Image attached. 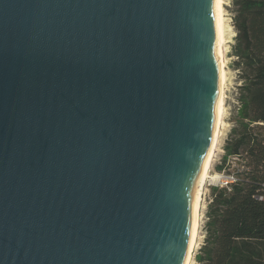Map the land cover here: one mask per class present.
Returning a JSON list of instances; mask_svg holds the SVG:
<instances>
[{
	"label": "water",
	"instance_id": "obj_1",
	"mask_svg": "<svg viewBox=\"0 0 264 264\" xmlns=\"http://www.w3.org/2000/svg\"><path fill=\"white\" fill-rule=\"evenodd\" d=\"M218 94L215 0H0V264H182Z\"/></svg>",
	"mask_w": 264,
	"mask_h": 264
},
{
	"label": "trees",
	"instance_id": "obj_2",
	"mask_svg": "<svg viewBox=\"0 0 264 264\" xmlns=\"http://www.w3.org/2000/svg\"><path fill=\"white\" fill-rule=\"evenodd\" d=\"M232 6L240 106L223 163L236 159L238 179L214 189L200 263L264 264V0Z\"/></svg>",
	"mask_w": 264,
	"mask_h": 264
},
{
	"label": "rangeland",
	"instance_id": "obj_3",
	"mask_svg": "<svg viewBox=\"0 0 264 264\" xmlns=\"http://www.w3.org/2000/svg\"><path fill=\"white\" fill-rule=\"evenodd\" d=\"M234 9L232 6V0H224V21L226 26V41H227V91H226V102H225V118L224 127L221 130L219 141L217 143L216 152L209 168V178L204 187V193L202 196L200 220H199V247L194 252L193 264L200 263V258L203 256L202 248L205 245L207 232V211L208 206L212 199V194L215 188L225 187V182L229 178H237V172L239 170L238 162L236 159H229L224 164L223 158L225 155L224 146L231 133L232 128L236 125L237 112L239 108L238 102V87L240 86V80L238 78V71L235 69L234 62L236 58L233 55V46L235 44L236 31L233 23Z\"/></svg>",
	"mask_w": 264,
	"mask_h": 264
},
{
	"label": "bare ground",
	"instance_id": "obj_4",
	"mask_svg": "<svg viewBox=\"0 0 264 264\" xmlns=\"http://www.w3.org/2000/svg\"><path fill=\"white\" fill-rule=\"evenodd\" d=\"M216 2V51L219 65V94L214 115V124L212 127V137L210 140L208 152L204 160L199 180L195 190L193 212L191 216V228L187 252L182 264H193L194 252L199 247V220L204 187L209 178V168L216 152L221 130L224 127L225 102L227 91V41L226 26L224 21V0H215ZM201 241V240H200Z\"/></svg>",
	"mask_w": 264,
	"mask_h": 264
},
{
	"label": "built area",
	"instance_id": "obj_5",
	"mask_svg": "<svg viewBox=\"0 0 264 264\" xmlns=\"http://www.w3.org/2000/svg\"><path fill=\"white\" fill-rule=\"evenodd\" d=\"M236 180L234 178H229L228 181L225 182V185H228L229 183H234Z\"/></svg>",
	"mask_w": 264,
	"mask_h": 264
}]
</instances>
